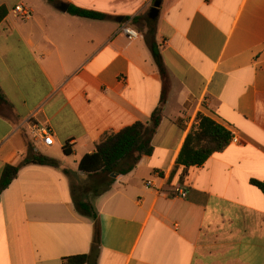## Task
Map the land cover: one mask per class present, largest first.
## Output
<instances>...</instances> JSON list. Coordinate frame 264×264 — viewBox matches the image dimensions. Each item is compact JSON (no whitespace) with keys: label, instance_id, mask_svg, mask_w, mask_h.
<instances>
[{"label":"crops","instance_id":"0c3cea01","mask_svg":"<svg viewBox=\"0 0 264 264\" xmlns=\"http://www.w3.org/2000/svg\"><path fill=\"white\" fill-rule=\"evenodd\" d=\"M58 1L0 0V178L29 149L60 163L23 168L0 195V264L90 255L95 223L72 196L87 181L79 163L106 132L147 124L160 105L145 24L132 22L157 0ZM19 5L30 19L12 12ZM156 40L169 82L154 152L91 199L101 235L92 264H264V194L251 184L264 182V0H162ZM199 114L238 142L183 177L176 161ZM31 121L52 128L54 146L33 141Z\"/></svg>","mask_w":264,"mask_h":264},{"label":"trees","instance_id":"16d2710c","mask_svg":"<svg viewBox=\"0 0 264 264\" xmlns=\"http://www.w3.org/2000/svg\"><path fill=\"white\" fill-rule=\"evenodd\" d=\"M55 6L60 5L58 0H45ZM68 13L90 20L107 21L111 17L99 12L83 10L73 6L69 7ZM8 15L5 7H0V24ZM133 24L144 23L143 35L154 63L164 84L160 105L151 115L149 123L137 122L118 133L106 132L97 142L96 151L86 155L79 163V172L86 177V185H73L72 196L78 213L89 218L95 223V236L92 252L90 255L79 256L70 259L73 264H92L95 253L101 244L99 229V217L91 199L108 192L115 182L113 175H127L133 172L144 156H150L154 152L153 139L158 132L163 119L164 107L167 101L169 74L164 59L157 43V18L152 20L148 15L136 17ZM5 98L0 91V105L4 104ZM198 124L194 125L187 135L183 147L176 161V170L184 168L183 177L190 168L203 166L209 158L224 151L232 141L233 134L223 125L210 117L199 114ZM30 165L48 166L60 168V163L48 156L29 149L22 161L17 165H6L0 178V195L17 178L20 171ZM251 184L264 194V182L251 180Z\"/></svg>","mask_w":264,"mask_h":264},{"label":"built area","instance_id":"2783aa9c","mask_svg":"<svg viewBox=\"0 0 264 264\" xmlns=\"http://www.w3.org/2000/svg\"><path fill=\"white\" fill-rule=\"evenodd\" d=\"M12 12L23 19H30L32 17V12L30 11V9L26 8L23 5L16 6ZM123 33L130 40H135L140 37V33L131 27H124ZM29 129L32 139L35 143H41L42 146L45 148H50L54 146V142H55L54 132L51 127L47 125H41L36 121H31ZM237 142H238V138L236 136H233L231 143H237ZM151 186H152V182H148L146 185L147 188H150ZM179 196L185 198L186 194L180 191Z\"/></svg>","mask_w":264,"mask_h":264},{"label":"water","instance_id":"95a60500","mask_svg":"<svg viewBox=\"0 0 264 264\" xmlns=\"http://www.w3.org/2000/svg\"><path fill=\"white\" fill-rule=\"evenodd\" d=\"M161 4H162V0H157L155 2L154 7H153V9L151 10V12L149 14L150 19L155 20L158 17ZM61 10L63 12H66L68 10V6L67 5H62ZM121 21H122V19L119 20V22H121ZM113 177L116 178L117 175H113Z\"/></svg>","mask_w":264,"mask_h":264},{"label":"rangeland","instance_id":"374dc122","mask_svg":"<svg viewBox=\"0 0 264 264\" xmlns=\"http://www.w3.org/2000/svg\"><path fill=\"white\" fill-rule=\"evenodd\" d=\"M76 181H77V179H76Z\"/></svg>","mask_w":264,"mask_h":264}]
</instances>
